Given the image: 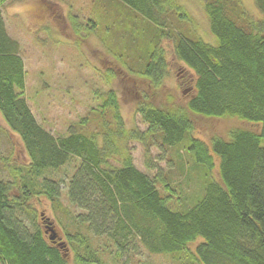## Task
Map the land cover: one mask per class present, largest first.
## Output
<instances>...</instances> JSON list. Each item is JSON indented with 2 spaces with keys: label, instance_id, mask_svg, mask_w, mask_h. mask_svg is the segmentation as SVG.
<instances>
[{
  "label": "trees",
  "instance_id": "16d2710c",
  "mask_svg": "<svg viewBox=\"0 0 264 264\" xmlns=\"http://www.w3.org/2000/svg\"><path fill=\"white\" fill-rule=\"evenodd\" d=\"M118 1L148 22L155 45L144 65L126 64L128 70L155 92L160 89L168 70L159 45L169 38L176 59L195 74V94L185 105L164 107L144 96L136 106L147 126L142 131L125 127L111 89L91 109L93 117L81 118L56 136L29 105L21 44L10 36L0 8V114L29 160L18 166L6 159L10 179L0 176V263L72 264L65 253L70 249L73 264H105L96 239L108 242L105 252L115 260L142 246L179 264H264V0H254L262 18L244 0H200L217 45L187 30L191 17L176 0ZM194 116L237 118L259 130L235 128L227 140L214 137L207 143L194 136ZM132 141L143 146L145 166L157 172L154 176L137 168ZM151 145L190 154L202 183L191 206L183 186L153 164ZM69 166L74 172L68 201L81 213L73 216L74 225H63L67 243L60 245L47 239L29 202L42 196L57 209L60 181L45 175ZM175 198L186 204L180 201L174 209ZM199 240L192 252L190 246Z\"/></svg>",
  "mask_w": 264,
  "mask_h": 264
},
{
  "label": "rangeland",
  "instance_id": "374dc122",
  "mask_svg": "<svg viewBox=\"0 0 264 264\" xmlns=\"http://www.w3.org/2000/svg\"><path fill=\"white\" fill-rule=\"evenodd\" d=\"M176 3L191 17L189 23H185L187 30L217 45L203 3L200 0H176ZM244 3L256 18H262L254 0H244ZM0 8L10 36L21 44L29 105L38 121L56 136L65 135L69 126L81 118L93 117L91 109H95L111 89L119 98L125 127L142 131L147 126L136 113V106L144 96L152 97L156 106L164 107L185 105L195 94V74L176 59L169 38L159 45L168 70L160 89L155 92L146 79L128 70L130 64L134 68L144 65L155 45L148 22L136 19L118 0H0ZM235 128L259 130V126L237 118L194 116V136L207 143L214 137L227 140L230 130ZM261 146L264 147V140ZM129 147L137 168L154 176L157 172L145 166L143 146L132 141ZM150 149L153 164L183 186L182 191L189 198L187 204L191 206L192 200L201 194L202 183L200 175L192 170L188 151L179 147L163 151L157 145H151ZM6 159L18 166L29 163L19 136L9 130L0 114V176L8 180L10 177L4 167ZM183 164L186 165L184 172L180 168ZM73 169L69 166L58 174L45 175L60 181L62 194L57 209L42 196L29 202L37 212V224L47 230L48 240L52 228L58 235L56 241L67 243L63 225H74L73 216L81 213L68 201V183ZM214 174L218 178V168ZM180 201L175 198L172 207L176 209L174 205H179ZM44 220L48 225H41ZM26 221L31 222L30 219ZM93 242L103 250L101 256L105 264H179L171 256L151 255L142 246L137 247L136 254L115 260L116 255L105 252L108 242L96 239ZM201 242L192 244L190 250L194 252ZM65 253L73 264V253L70 249Z\"/></svg>",
  "mask_w": 264,
  "mask_h": 264
},
{
  "label": "water",
  "instance_id": "95a60500",
  "mask_svg": "<svg viewBox=\"0 0 264 264\" xmlns=\"http://www.w3.org/2000/svg\"><path fill=\"white\" fill-rule=\"evenodd\" d=\"M50 232L52 233L51 236H50V240L51 241H56V239L58 237L57 233L52 228H50ZM59 244L63 245V242H60Z\"/></svg>",
  "mask_w": 264,
  "mask_h": 264
},
{
  "label": "flooded vegetation",
  "instance_id": "af4514ba",
  "mask_svg": "<svg viewBox=\"0 0 264 264\" xmlns=\"http://www.w3.org/2000/svg\"><path fill=\"white\" fill-rule=\"evenodd\" d=\"M38 225V224H37ZM41 225H48V222H46L45 220L41 223ZM47 231V230H46Z\"/></svg>",
  "mask_w": 264,
  "mask_h": 264
}]
</instances>
